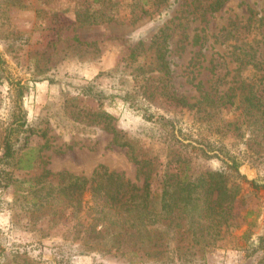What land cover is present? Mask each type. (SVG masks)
<instances>
[{
  "label": "rangeland",
  "instance_id": "rangeland-1",
  "mask_svg": "<svg viewBox=\"0 0 264 264\" xmlns=\"http://www.w3.org/2000/svg\"><path fill=\"white\" fill-rule=\"evenodd\" d=\"M209 2L0 0V153L18 93L9 79L23 82L26 119L0 164L11 177L0 183V264H264V117L253 121L231 97L264 85V0L217 11ZM114 133L151 160L155 189L177 153L188 173L220 170L238 184L215 240L157 222L156 245L122 247L113 229H93L88 192L78 208L39 205L37 188L61 171L89 179L103 166L142 186Z\"/></svg>",
  "mask_w": 264,
  "mask_h": 264
},
{
  "label": "trees",
  "instance_id": "trees-1",
  "mask_svg": "<svg viewBox=\"0 0 264 264\" xmlns=\"http://www.w3.org/2000/svg\"><path fill=\"white\" fill-rule=\"evenodd\" d=\"M228 0H210L208 6L211 11L220 10ZM250 16L253 9L247 6ZM247 19V29L250 26ZM264 37V34L262 35ZM252 45H248L251 61L262 64V59L257 55ZM257 66V64H253ZM264 78V75L262 76ZM10 84L17 88V99L14 108L10 112L7 125L4 128L1 140L0 164H9L15 155L14 144L19 133L26 131L25 110L22 107L21 97L25 91L23 82L9 79ZM231 97L237 99L236 109L253 121L264 117V85L254 87L248 84L239 95L233 93ZM176 99V98H174ZM104 119L109 115L103 114ZM107 127V122H104ZM264 130V127H262ZM120 136L114 133V141L121 146H127L131 158L138 166L144 181L138 186L124 178L121 173L110 171L101 166L93 172L91 178L72 176L64 171L51 174L57 182L43 183L42 189L37 188V196L41 195L39 205L48 207L65 200L72 208H78L84 193L88 192L89 209L94 212L93 229L100 223V229L112 232L113 242L117 246L131 247L153 243L154 227L157 222H166L173 229L181 227L192 239L195 237L204 240H215L222 224L228 223L230 218L231 204L236 194L237 183L229 182L228 176L223 171H205L199 175L188 173V162L180 153L172 154L167 161L160 176V184L157 189L152 187L153 164L149 158L142 157L136 151L133 142L119 141ZM227 168L237 172L238 178H244L238 173V162L231 157L221 158ZM171 164H178L171 167ZM245 171V168H244ZM50 176L47 172L41 176ZM11 177L7 170L0 168V183L7 185ZM5 181V182H3ZM229 183V184H228ZM187 234V235H188ZM146 245V246H147Z\"/></svg>",
  "mask_w": 264,
  "mask_h": 264
},
{
  "label": "bare ground",
  "instance_id": "bare-ground-1",
  "mask_svg": "<svg viewBox=\"0 0 264 264\" xmlns=\"http://www.w3.org/2000/svg\"><path fill=\"white\" fill-rule=\"evenodd\" d=\"M245 168V167H244Z\"/></svg>",
  "mask_w": 264,
  "mask_h": 264
}]
</instances>
